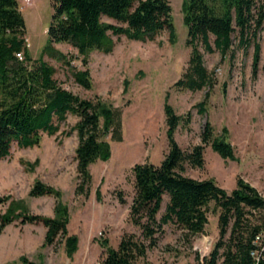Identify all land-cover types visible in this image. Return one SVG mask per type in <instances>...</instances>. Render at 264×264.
Here are the masks:
<instances>
[{"label":"rangeland","instance_id":"374dc122","mask_svg":"<svg viewBox=\"0 0 264 264\" xmlns=\"http://www.w3.org/2000/svg\"><path fill=\"white\" fill-rule=\"evenodd\" d=\"M183 1L170 0L177 32L175 43L170 41L168 31L151 41L113 36L112 52L93 50L84 57L70 43H55L53 51L44 52L54 14L53 0H18L26 20L31 55L52 65L55 77L66 89L119 108L123 140L106 137L111 144V157L91 165L93 181L81 189L76 159L79 138L73 129L78 117L69 115L58 133L43 134L37 146L13 145L11 154L0 160V220L12 199L25 201L29 214L53 217L54 196L29 195L35 181L41 180L62 192V201L70 211L69 232L79 237V248L69 257L62 238L44 246L46 227L17 219L0 232V264H30L23 262L24 257L33 264H101V239H108L110 245L117 247L125 233L142 237L141 228L130 219L135 196L133 167L137 163L159 164L169 150L166 99L177 114L191 117L189 127L181 124L176 132V140L183 149L202 144V133L209 120L216 137H225L235 150L234 160L224 159L211 145H206L205 166L187 165L185 175L201 180L213 178L228 192L236 187L240 176L264 197V26L257 37L261 51L256 74L254 41L242 47L238 33H234L232 47L226 54L202 49L213 88L179 90L174 83L182 77L191 54L186 43ZM103 20L117 24L107 17ZM85 69L91 74V89L80 85L74 76L76 71ZM209 90L206 112L200 113L198 104ZM120 192L125 204L120 202ZM167 201L165 196L159 216ZM209 218L205 231L193 237L173 224L165 225L157 244L147 249L138 264H202L219 238V210L213 203ZM254 219L258 220V216Z\"/></svg>","mask_w":264,"mask_h":264},{"label":"trees","instance_id":"16d2710c","mask_svg":"<svg viewBox=\"0 0 264 264\" xmlns=\"http://www.w3.org/2000/svg\"><path fill=\"white\" fill-rule=\"evenodd\" d=\"M53 7L45 53L53 51L55 43H70L84 57L93 50L110 53L115 47L113 36L122 35L131 40L151 41L168 31L170 41L177 40L170 0H53ZM183 11L191 54L182 77L174 83L175 88L189 91L213 88L202 49L226 54L232 47L234 33H238L242 47L254 41L256 74L261 51L257 37L264 26V0H184ZM104 17L117 24L104 21ZM55 73L52 65L31 55L26 20L18 0H0V160L11 154L14 144L20 148L37 146L43 134L55 135L69 115L76 116L78 121L73 129L79 138L76 159L81 189L93 181L91 165L111 157V144L106 137L123 140L122 113L102 100L83 98L66 89ZM74 76L80 85L92 88L89 69L78 70ZM209 98L210 90L198 104L200 113L206 112ZM164 111L167 154L159 164L137 163L133 167L135 196L130 219L141 228L142 237L125 233L117 247L110 245L108 239H101L104 248L101 264H138L147 249L157 244L158 235L168 224L189 237L203 233L210 222L212 203L219 210V238L203 257L202 264H219L220 260L222 264H264V250L259 262L252 255L257 249L254 240L264 231V197L259 190L240 176L236 187L228 192L213 178L201 180L185 175L187 165L205 166L206 145H211L222 158L234 160L232 144L225 137H216L207 120L202 144L185 150L176 140V132L181 124L189 127L191 117L177 114L168 99ZM96 191L99 195L101 190ZM29 195L54 196L55 215L29 214L25 201L12 199L0 220V232L17 219L23 223H42L47 229L43 245H53L62 238L67 255L73 257L79 248V237L69 232L70 211L62 201V192L36 180ZM165 196L168 201L159 216ZM119 199L126 203L122 192ZM256 216L258 220L254 219ZM22 260L33 264L25 257Z\"/></svg>","mask_w":264,"mask_h":264},{"label":"built area","instance_id":"2783aa9c","mask_svg":"<svg viewBox=\"0 0 264 264\" xmlns=\"http://www.w3.org/2000/svg\"><path fill=\"white\" fill-rule=\"evenodd\" d=\"M17 56L20 59H23L21 53H18ZM254 243L256 244L257 249L252 252V255L256 258L257 262H259L261 253L264 250V231L256 236Z\"/></svg>","mask_w":264,"mask_h":264},{"label":"bare ground","instance_id":"6f19581e","mask_svg":"<svg viewBox=\"0 0 264 264\" xmlns=\"http://www.w3.org/2000/svg\"><path fill=\"white\" fill-rule=\"evenodd\" d=\"M208 245H209V243H208ZM208 245L206 246V250L208 249Z\"/></svg>","mask_w":264,"mask_h":264}]
</instances>
